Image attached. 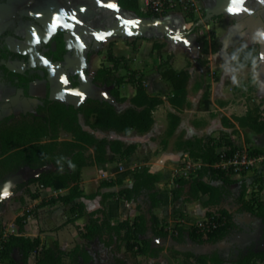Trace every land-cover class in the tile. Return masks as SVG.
Returning <instances> with one entry per match:
<instances>
[{"label": "crops", "instance_id": "obj_1", "mask_svg": "<svg viewBox=\"0 0 264 264\" xmlns=\"http://www.w3.org/2000/svg\"><path fill=\"white\" fill-rule=\"evenodd\" d=\"M204 1L205 14L208 8L221 0ZM242 8L243 11L217 16L229 18L226 30L221 36L214 31L215 41L222 42L218 51L222 61L217 72L213 70L215 55L212 40L208 37L198 40V37L203 38L204 35L198 36L197 32L191 33L194 39L188 40L189 36H186L180 40L188 48L176 53L171 66L158 70H141L147 93L162 100L153 110L152 127L147 131L95 130L99 137L120 140L124 145H133L135 148L130 154L124 155L108 151L106 161L83 167L80 182L83 196L72 203L57 199L60 195L67 194L69 188L55 189L37 183L40 185L36 192L37 197L28 194V200L37 205L39 210L50 209L49 204H54V214L49 218L57 222V225L52 229L47 228L48 220L44 215L34 216L28 213L23 220L27 236L32 239L40 238L41 244L46 246L50 245L49 238L58 241L67 253L75 250L72 257H64L65 264H122L123 260L126 264H168L167 260L172 264H183L184 256L174 251L179 249L168 245V240L172 237L164 238L166 243H159L161 238L151 236L153 248L159 249L154 255H133L124 250V246L121 250H114L98 239L88 243L82 237L89 220L87 213L98 208L104 207L107 210L113 224L125 220L133 221L140 214L137 202L127 201L120 191L133 185L136 172L149 169L161 177L157 184L159 203L153 212L169 227L181 224L190 228L199 219L206 217L208 212L216 213L220 208L233 215L235 228L224 240L199 244L188 238L183 242L187 244L191 240L194 245L204 248L197 254L210 257L217 255L224 261L223 264H235L248 253H264V162L240 176L231 177L237 181L227 187V193L223 195L220 204H208L209 194L200 193L195 199H188L189 195L186 194L175 199L172 192L175 180L179 177L178 170L187 162L202 164L183 149L184 143L194 137L203 138L208 145H215L218 151L229 148L231 144L233 147L244 146L252 152L256 150L255 153L264 155V134L240 124L237 120L247 116L248 112L256 113L257 109L260 120L264 121V42L258 43L251 37L255 29L264 27V3L261 0H243L240 9ZM130 13L118 5V0H0V38L9 32L4 45L11 50L22 49L27 54L26 60L10 57L1 59L0 66L5 65L16 73L41 75L40 79L29 83V95L24 96L23 88L16 85L17 80L6 81L0 67V110L13 111L15 114L19 110L32 113L46 99L78 107L89 98L106 100L117 106L109 91L93 82V76L102 64L111 67V62L114 65L108 60L109 49L120 58L118 66L123 61L119 55L125 51L127 58H131L127 64L130 67H135L140 61L144 62L151 57L149 53L155 52L154 46L143 38L123 46L124 40L115 41L114 36H100L102 31L115 26L118 20L131 18ZM237 18L247 25L246 30L239 26H230ZM189 25L190 23L176 22L174 19L168 20V27H173V32H181ZM58 31L64 32L67 53L62 61H53L46 54L55 50L57 42L54 39ZM115 36L123 38L124 33ZM200 43H203L201 54L197 58L200 66L195 67L192 54L198 50ZM4 45L0 49H4ZM247 47H254L253 58L256 59V64L237 65L234 57H240V51ZM142 48H145L144 52ZM101 55L103 59L99 60L98 56ZM201 59L204 65L206 61H210L207 69L201 67ZM168 68L189 71L184 95L175 96L171 81L163 76ZM121 76H124L125 81L120 86L121 89L124 85V95L121 91L120 95L127 100L121 102L125 104L124 109H118L123 111L132 105L130 98L136 93V84L132 77L125 74ZM79 120L85 129L94 131L90 124L96 121L95 115L86 119L84 114H80ZM8 124L12 122L9 121ZM66 133L71 137L62 138ZM57 140L72 141L74 136L62 129ZM48 141L50 137L44 136L43 143ZM15 150L16 148H12L2 157ZM94 151L95 147L91 148V152ZM20 170L32 177L36 169L26 166ZM215 184L221 183L217 181ZM245 190V198L250 201L253 206L251 208H246L241 200ZM187 191L188 189L186 193ZM6 194L8 193L2 197ZM80 202L81 205L73 210L72 206ZM139 203L147 207L144 197ZM82 211L83 214L80 213ZM208 245L213 248H207ZM162 255L166 260L160 263ZM36 260L37 254L32 253L29 263L35 264ZM131 260L134 262L131 263ZM188 264L196 263L192 260ZM255 264H264V257L256 258Z\"/></svg>", "mask_w": 264, "mask_h": 264}, {"label": "trees", "instance_id": "obj_2", "mask_svg": "<svg viewBox=\"0 0 264 264\" xmlns=\"http://www.w3.org/2000/svg\"><path fill=\"white\" fill-rule=\"evenodd\" d=\"M118 5L138 17L163 18L150 13L142 14L139 11L138 0H118ZM197 20H193V23ZM8 35H10L9 32L0 38V48L4 45ZM63 35V31H58L54 39L57 42L55 50L46 54L53 61H62L67 53ZM15 38L22 41L18 36H15ZM162 47L163 44L154 43L155 49L160 50ZM207 49L208 41L206 40V51ZM254 50V47H247L240 51V57H234L235 63L237 65L256 64L257 61L253 58ZM9 57L11 59L26 60L27 54L22 49L11 50L4 45V49H0V60L8 59ZM108 60L114 63L113 67L102 64L93 76V82L102 87H107L109 93L117 102H125L127 99L120 95V86L125 81V78L116 72L120 58H117L110 50ZM0 67L5 74L6 81L15 82L17 80V87L23 88L26 96L29 95V83L41 78L40 74L27 75L10 71L5 65ZM163 76L171 81L175 96H181L186 93L189 71H176L168 68L163 72ZM131 79L136 84V93L130 98L132 105L123 111H120L114 103L106 100L88 98L80 106L75 107L63 102L46 99L42 105L37 107L38 113L43 114V116L32 114V121L8 127L0 138V152H2L0 153V177L2 176L1 167H5L12 174L26 166L42 169L39 175L30 178L27 183H39L44 187H53L55 189L69 188L67 194L60 195L57 198L65 203H72L78 197H82L80 182L83 167L95 162L106 161L108 159V151L124 155L130 154L135 148L133 145H124L120 140H109L106 137H99L95 130L104 129L122 132L136 129L138 131H147L154 123L153 110L162 100L147 93L141 75ZM205 106L208 107V105ZM255 112L254 114L248 112L247 116L237 118V120L240 124L247 125L258 133L264 134V121L260 120V114L257 109ZM80 114H84L86 119L91 117V115L96 116V121L90 124L94 131L84 128L79 120ZM62 129L71 132L74 140L58 141L57 138ZM44 136H49L50 141L43 143ZM94 147L95 151L92 153L91 148ZM12 148H16V150L2 157L4 153H7ZM183 149L191 158L200 161L202 164L196 170L195 175L188 178H176L175 186L172 190L175 199H179L186 194L189 195L188 199H195L199 197L200 193H203L209 194L208 204H220L223 195L227 193V187L237 181L223 170L214 166L220 158V151L217 150L215 145H208L200 137L187 140ZM234 150L235 148L230 144L228 151ZM253 152L255 153L256 150H253ZM160 179L159 174L151 172L149 169L136 172L133 185L122 189L120 193L127 201L137 202V207L141 211L140 214L133 221L125 220L119 224H113L107 210L104 207L98 208L87 213L89 220L82 237L88 243L98 239L114 250H121L122 246H124L126 251L133 255H154L159 249L152 246V237H149L151 232L154 237H172L179 243H183L189 238L196 243L206 244L224 240L235 228L233 215L223 208H220L216 213L208 212L207 216H217L219 214L220 219L222 217L226 218V222L207 234L199 231L196 225L185 228L181 224L169 227L167 223H162L153 212L159 203L157 184ZM217 181L221 184H215ZM186 189H188L187 193ZM246 193V190L243 191L241 200L246 208H251L253 206L250 205V201L246 200ZM33 195L37 197L36 193ZM142 197H144V203L147 207L139 203ZM80 205L81 202L76 203L72 206V209L76 210L77 206L79 207ZM80 213L83 214V211ZM148 213L151 215L150 219L148 218ZM262 216L264 219V212H262ZM18 221H20L19 218ZM74 251L67 253L58 241H54L49 246L42 245L40 238L32 239L27 236L23 225H21L18 233L12 234L5 243L3 259L6 264H30V256L32 253H37L35 264H65L64 257L67 255L72 257ZM174 251L176 254L184 256L183 264H188L192 260L196 264L224 263L217 255L210 257L209 255L197 254L192 251ZM82 254L86 257L83 252ZM258 257H264V253H248L240 257L235 264H255V260ZM121 262L126 264L124 260Z\"/></svg>", "mask_w": 264, "mask_h": 264}, {"label": "rangeland", "instance_id": "obj_3", "mask_svg": "<svg viewBox=\"0 0 264 264\" xmlns=\"http://www.w3.org/2000/svg\"><path fill=\"white\" fill-rule=\"evenodd\" d=\"M138 7H139V11L143 14V12L140 9V4L138 2ZM130 15L133 17V14L130 13ZM204 15H202L203 17ZM201 17V18H202ZM163 19L165 20H171L170 17H163ZM176 22H186V23H190V25L188 27H185L184 29H182L183 31L187 30L190 26H192L193 20L191 19H187L185 20L184 18H180V17H174L173 18ZM229 18H219V17H214L213 19H211L210 21H207L205 24L199 26L197 28V30L195 32H197L198 36L204 35L203 38L198 37V40H202L205 39L206 37L210 38L212 40V44H213V53H214V67L213 70L215 72H217L216 70L219 68V64L222 61V57L220 56L221 54H219L218 51H220V48L222 47V42H216L215 41V37H214V31H216L219 35L221 36L223 34V32L226 30V27L228 25V20ZM195 20V19H194ZM168 27V26H167ZM168 29L170 31H173V27L169 26ZM176 31H178V29H176ZM189 36V37H188ZM188 40L190 39H194V35L193 34H189ZM113 38H115V41H119V40H124L123 46L126 45H130L132 43L137 42V39H145L147 42L151 43V46H154V43H161L163 44V47L158 50V49H153L155 52V54L153 52L149 53V55H151V57H149L147 60H145L144 62H139L135 65V67H130L128 64L129 59L131 60V58H127V55L125 53V51L122 53H120L121 58H123V61H121L120 65L118 66L116 72L118 75H126L129 78L130 77H135L137 78L139 75H141V70L142 69H148V70H158V69H163V68H167L168 66H171L173 64V57L176 55V53H179L181 51H184L185 49L188 48L187 45L183 44L180 40H173V39H169L167 38L164 34L160 33L158 30L154 29L148 32L147 35H141V36H128L124 34L123 38H120L118 36H114ZM208 40V39H207ZM115 41H113L115 43ZM201 45H199L198 50H200V52L197 50L195 51L192 56L193 59H195L194 61V66H200V62L198 63V55L201 54V47L203 46V43H200ZM114 45V44H113ZM145 45V44H144ZM108 47H111V44H108ZM112 51V49L110 48L109 51ZM216 50V51H215ZM96 51V50H94ZM94 51L92 52V54L94 53ZM145 51V48H142V52ZM99 60L103 59V56H98ZM200 60V59H199ZM208 62L210 61H206L205 65L204 63H202V59H201V67H203L204 69H207L208 67ZM192 64V63H190ZM90 65L88 67L89 72L91 71L90 69ZM110 65H112L111 67H113V64L110 62ZM94 72V71H93ZM92 73V72H91ZM252 81V79H251ZM123 87L120 89L121 94L124 95V85H122ZM107 90L109 91V89L107 87H105ZM127 92V91H126ZM113 97V96H112ZM114 101L115 98L113 97ZM117 106L118 108H123L124 109V103H119L117 102ZM32 117L31 116H27L26 118H22L21 115L16 116V118H13L12 121L14 122H22V121H31ZM71 137L70 134H64L62 136V138H69ZM235 149L237 148H245L244 146L242 147H234ZM228 149V148H226ZM250 150V149H249ZM251 151V150H250ZM1 171H2V176L0 177V184H3L4 182H6L7 179H9L10 177H12L14 174L10 173L5 167H1ZM35 176H23L22 179L18 180V182L12 186L10 192H7L8 194H6L4 197H0V232H1V237L4 234H11L12 230H15L16 233H18L20 226L23 225L24 228V218L27 217V214H33L34 216L37 214H42L44 215V218L46 220H48V224H47V228H54L57 225V222H53V220H50V215H52V213L54 214L55 209L54 208V204H49L51 205L50 209H41L39 210L38 206L35 205L30 199L28 200V194H34L36 193L39 189H40V185H38L37 183H33L32 185H29L30 183H27L28 180L30 178H33ZM29 178V179H28ZM52 208V209H51ZM18 218L20 219V221H18ZM49 218V219H48ZM25 229V228H24ZM25 231V230H24ZM170 238V237H169ZM167 238V239H169ZM53 239H48V243L51 245L53 243ZM186 244V243H183ZM124 250L125 247H124ZM195 253H198L195 250ZM37 254V253H36ZM162 258L160 259V263L161 262H165V256L162 255ZM17 258H19V256H17ZM168 261V264H172L171 262ZM134 262V260H131V263ZM134 264V263H132Z\"/></svg>", "mask_w": 264, "mask_h": 264}, {"label": "built area", "instance_id": "obj_4", "mask_svg": "<svg viewBox=\"0 0 264 264\" xmlns=\"http://www.w3.org/2000/svg\"><path fill=\"white\" fill-rule=\"evenodd\" d=\"M140 9L143 13H150L161 17H180L187 19H199L204 14V0H138ZM188 21V20H187ZM264 162V155L254 153L248 148H237L229 152L228 149L220 151V158L215 163V167L223 170L230 177H237L244 172L259 167ZM201 167L191 162L178 170L179 177H190L196 174V170ZM226 222V218L220 215L206 216L199 219L195 225L198 230L207 234ZM12 234H16L12 230L11 234H4L0 238V264H6L3 259L5 243Z\"/></svg>", "mask_w": 264, "mask_h": 264}, {"label": "water", "instance_id": "obj_5", "mask_svg": "<svg viewBox=\"0 0 264 264\" xmlns=\"http://www.w3.org/2000/svg\"><path fill=\"white\" fill-rule=\"evenodd\" d=\"M243 1V0H242ZM239 4L241 8L240 0H221L215 6L210 7L206 10L204 16L199 18L189 29L181 32H173L168 29V20L163 18L153 17V18H142L138 16H133L131 18H124L118 20L117 24L113 27H110L100 33V36H115L120 34H125L128 36H141L147 34L151 30H158L160 33L164 34L167 38L173 40H181L191 34L197 27L205 24L207 21H210L214 17L220 16L224 13H234L231 11L232 8L236 7ZM173 19V18H171ZM42 169H36L33 171L34 176H37L41 173ZM23 176H27V173L23 170H19L12 177L6 180L3 184H0V197L5 193L11 190L18 180L22 179ZM151 215L148 213V218L150 219ZM153 236L151 232L149 237ZM159 243H166L167 240L161 238L158 240ZM168 245L175 247L182 251H193L195 250L198 253H201L204 248L194 245L190 240L187 244H180L176 242L173 238L168 240ZM207 248H213L212 245H208Z\"/></svg>", "mask_w": 264, "mask_h": 264}, {"label": "flooded vegetation", "instance_id": "obj_6", "mask_svg": "<svg viewBox=\"0 0 264 264\" xmlns=\"http://www.w3.org/2000/svg\"><path fill=\"white\" fill-rule=\"evenodd\" d=\"M23 94H24V96H26L25 93H23ZM32 114L43 116V114L38 113L37 108L35 109V112H32V113H30V112L28 113V112H24L23 110H19L18 114H15L13 111L8 112L5 110H0V138H1L2 134H4L6 132L8 127H10V126L12 127V126H15L19 123L26 122V121L14 122V121H12L13 118H16V116L21 115L22 118H26L27 116H31L32 120H33ZM9 121H11L12 124H8Z\"/></svg>", "mask_w": 264, "mask_h": 264}, {"label": "clouds", "instance_id": "obj_7", "mask_svg": "<svg viewBox=\"0 0 264 264\" xmlns=\"http://www.w3.org/2000/svg\"><path fill=\"white\" fill-rule=\"evenodd\" d=\"M261 3H264V0H261ZM242 11L244 10L243 8L241 9ZM238 15V14H237ZM231 27H237L239 26L240 28H243L246 30L247 25L240 19H234V22L230 25ZM252 39L256 40L258 43L259 42H264V27H259L255 29L251 33Z\"/></svg>", "mask_w": 264, "mask_h": 264}, {"label": "snow or ice", "instance_id": "obj_8", "mask_svg": "<svg viewBox=\"0 0 264 264\" xmlns=\"http://www.w3.org/2000/svg\"><path fill=\"white\" fill-rule=\"evenodd\" d=\"M236 2V0H234V3ZM240 2L242 3V0H240ZM241 9H240V7H239V4H237V6L236 7H234V8H232L231 9V11L232 12H239Z\"/></svg>", "mask_w": 264, "mask_h": 264}]
</instances>
